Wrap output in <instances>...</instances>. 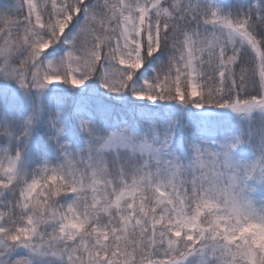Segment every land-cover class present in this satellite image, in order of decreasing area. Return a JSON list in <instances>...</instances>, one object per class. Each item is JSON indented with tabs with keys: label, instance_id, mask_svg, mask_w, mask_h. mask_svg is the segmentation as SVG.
Segmentation results:
<instances>
[{
	"label": "snow or ice",
	"instance_id": "snow-or-ice-1",
	"mask_svg": "<svg viewBox=\"0 0 264 264\" xmlns=\"http://www.w3.org/2000/svg\"><path fill=\"white\" fill-rule=\"evenodd\" d=\"M0 264H264V0H0Z\"/></svg>",
	"mask_w": 264,
	"mask_h": 264
}]
</instances>
